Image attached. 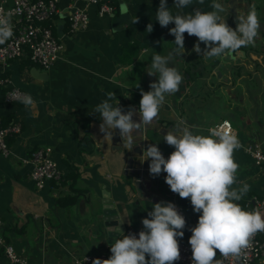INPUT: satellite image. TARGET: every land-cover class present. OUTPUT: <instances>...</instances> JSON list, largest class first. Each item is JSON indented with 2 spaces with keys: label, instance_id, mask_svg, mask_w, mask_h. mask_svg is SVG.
<instances>
[{
  "label": "crops",
  "instance_id": "1",
  "mask_svg": "<svg viewBox=\"0 0 264 264\" xmlns=\"http://www.w3.org/2000/svg\"><path fill=\"white\" fill-rule=\"evenodd\" d=\"M103 1L112 4L116 14L120 1L125 2L132 10L131 21L116 29L111 12L99 14L98 5L90 3L85 5L87 26L69 34L67 16L72 8L84 6L85 0H60L59 11L51 20L55 32L59 14L66 16L59 38L62 48L53 64L43 68L24 54L0 65V77L35 101L32 107L18 100L6 101L8 87L0 84L1 123L19 121L21 125L18 133L8 136L9 153L0 152V217L5 240L28 264H69L76 255L109 249L112 243L101 225L102 201L113 204L124 229L142 225L158 202H176L188 212L182 231L198 223L200 213L194 211L190 198H180L170 190L165 182L167 173L162 172L164 179L160 177L157 192L156 186L142 189L141 174H136L134 168L140 157L133 155L127 168V154L112 140L118 129L104 136L100 131L102 120L95 112L108 93L116 97L110 102L116 106L119 100L125 112L134 104L140 106L141 89L149 91L150 83L157 79L147 73L151 57L155 53L167 55L176 47L175 37L169 33L175 25H159L156 10L160 0ZM219 2L225 7L221 13L224 19L230 4L237 14L244 13L243 0ZM212 3L213 0H203L202 4L193 0L191 5L177 8L174 0H167L173 15H186L194 9L212 11ZM3 5L10 8L12 0ZM250 7L255 8L261 26L254 45L242 47L248 57H243L239 49V54L232 57L205 58L193 51L198 38L184 34L185 52L175 56L169 65L178 69L183 80L176 93L166 96L158 122L152 125L159 124L163 132L161 139L167 146L163 156L167 159L166 155L169 157L175 149L163 136L177 126L173 127L166 116L176 114L183 127L202 135H208V128L222 118L233 120L241 143L234 152L239 168L233 187L243 183L251 186L237 203L248 211L259 209L264 215V208L256 204L264 195V176L243 150L248 142L264 148V0H253ZM150 23L153 31L148 33ZM200 47L203 50L205 45L200 43ZM252 93L261 95L255 111L247 101ZM43 146L51 147L52 158L62 173L60 179L37 188L29 177L31 156ZM59 196H65L68 202L74 198L71 204L58 205ZM0 264H10L1 248ZM252 264H264V260Z\"/></svg>",
  "mask_w": 264,
  "mask_h": 264
},
{
  "label": "clouds",
  "instance_id": "2",
  "mask_svg": "<svg viewBox=\"0 0 264 264\" xmlns=\"http://www.w3.org/2000/svg\"><path fill=\"white\" fill-rule=\"evenodd\" d=\"M192 2L174 0L173 5L184 8ZM199 2L202 4L203 0ZM211 8L213 10L208 12L194 9L186 15H173L167 0H160L156 20L161 27L174 23L169 33L175 37L176 47L167 55L155 53L151 57L147 73L157 79L150 83L149 91L141 89L139 122L133 120L135 109L130 107L125 112L119 100L116 106L110 102L116 99L113 93H108L107 98L96 106L104 136L111 135L110 130L119 129L123 141L126 137L129 145L145 139L143 129L153 124L166 96L176 93L183 80L178 69L169 65L175 56L185 52V33L198 38L193 51L205 58L220 57L225 53L231 55L242 47L254 45L261 26L254 7L246 13H238L235 29L221 16L225 7L219 0H213ZM14 15V10L0 9V45L14 35ZM146 30L148 33L153 31L151 23ZM200 43L205 45L203 50ZM11 99L25 107L35 104L28 93L14 92ZM163 137L175 149L169 157L165 159L156 144H151L143 151L140 161L150 159L149 172L153 177L162 171L167 173L165 182L170 190L180 198H190L194 211L200 213L189 239L193 264H222L215 259L217 250L225 258H239L243 250L250 247L252 237L257 232H264V215L259 209L248 211L237 203L251 188L247 183L233 187L239 168L234 152L241 147L237 133L225 122L209 129L208 135L194 134L188 127L178 125L175 131H167ZM142 225L138 238L134 233L124 234L119 227L109 228V233L115 234L111 256L103 260L95 258L92 264H174L180 259L177 237H183L186 220L174 203H155Z\"/></svg>",
  "mask_w": 264,
  "mask_h": 264
},
{
  "label": "built area",
  "instance_id": "3",
  "mask_svg": "<svg viewBox=\"0 0 264 264\" xmlns=\"http://www.w3.org/2000/svg\"><path fill=\"white\" fill-rule=\"evenodd\" d=\"M6 0H0V9L5 11L14 10L12 23L14 25V35L5 44L0 45V65H4L13 58H18L27 54L29 58L43 68H49L57 59L62 43L56 35L52 18L59 11L60 0H12L10 8L5 9L3 3ZM95 3L98 5V13H109L113 11V5L103 0H85L84 6L72 8L67 16V31L73 34L76 31L87 26L89 15L85 5ZM0 84L7 86L5 100L13 101L11 94L18 92L24 94V90L19 87L9 86L6 78L0 77ZM227 122L232 130H235L231 119L222 118L217 123L208 128L222 126ZM21 129L19 121H12L8 124H2L0 120V152L4 155L9 153L8 136L18 133ZM243 150L249 154L264 176V148L256 143L248 142L243 145ZM51 147L43 146L32 152V167L29 177L35 187L41 188L49 180H58L61 178V170L56 161L52 158ZM178 212L188 217V212L178 203L174 202ZM257 206L264 208V195L257 200ZM143 230V225L126 227L122 232L124 234L134 233L137 235ZM257 232L251 239L250 247L244 249L239 258L223 257L217 250L216 258L222 261V264H252L255 261L264 260V233L262 236ZM115 241L113 242V244ZM180 249V259L174 264H193L192 250L190 244L178 242ZM111 247V246H110ZM0 248L6 255L10 264H28L27 259L19 254L13 246L5 240L4 222L0 217ZM111 255L110 248L95 254L76 255L69 264H92L93 259H108Z\"/></svg>",
  "mask_w": 264,
  "mask_h": 264
},
{
  "label": "water",
  "instance_id": "4",
  "mask_svg": "<svg viewBox=\"0 0 264 264\" xmlns=\"http://www.w3.org/2000/svg\"><path fill=\"white\" fill-rule=\"evenodd\" d=\"M245 2V10L244 13H246L250 9V5L253 2V0H243ZM120 11L118 14L111 12V22L113 25H115L119 29L124 24L129 23L131 21V15L132 10L131 8L125 4V2L120 1ZM225 20L229 27L235 29L238 24L237 20V12L233 8V5L230 4V7L228 9V12L225 14ZM59 18L56 21V35L60 38L63 35V24L65 22V13H60ZM243 53V57H248L247 51L244 48L240 49ZM233 54H239V50L237 53ZM225 57H232L231 55H228L227 53L224 54ZM133 109H135V114L133 115V120L136 122L140 121V115H139V106L137 104H134ZM160 117V114H158L157 118L153 121V123H157L158 119ZM167 119L171 120L173 122V127H176L178 125L182 126L178 120V116L176 114H173L171 116H166ZM163 132L160 131L159 124L157 127L150 125L143 129V136L144 140H139L137 142H134V144L129 145L127 143V138H124V141L122 137L120 136L119 129L116 130L112 135L113 142H118L121 150H123L124 153L127 154L126 160L129 161L128 164L126 162V167H130L131 157L133 155H136V157H141L143 155V151L146 150V148L151 144H156V146L160 149V151L163 154L164 149L167 148V146L164 144V142L161 139ZM151 141V142H150ZM151 143V144H150ZM164 155V154H163ZM168 158V156L166 155ZM149 160H145L143 163L141 161L137 162L134 165L136 174H141L140 178V185L143 190L147 188H151L152 186H156L155 192L158 191V181L160 180V177L164 179L163 171L160 173L159 176L153 177L150 175L149 172ZM165 173V172H164ZM143 174V175H142ZM137 179V178H136ZM134 184V182H133ZM101 225L105 229L106 233L108 234V241L109 244L115 241V234L109 233V228L111 227H119L121 231L124 230V225L122 222V219L120 218L119 214L117 213L116 208L113 206V204L110 201H102V215H101Z\"/></svg>",
  "mask_w": 264,
  "mask_h": 264
},
{
  "label": "trees",
  "instance_id": "5",
  "mask_svg": "<svg viewBox=\"0 0 264 264\" xmlns=\"http://www.w3.org/2000/svg\"><path fill=\"white\" fill-rule=\"evenodd\" d=\"M65 196H59L57 198V204L58 205H67V204H71L72 203V200L74 198V196H72V199L68 202V200L66 198H64ZM193 228L192 226V223L189 227H187L185 230H183L184 232V235L183 237H177V240H179L178 242H184V243H187L189 244V239L192 235V232H191V229ZM259 236H262L261 233H258Z\"/></svg>",
  "mask_w": 264,
  "mask_h": 264
},
{
  "label": "rangeland",
  "instance_id": "6",
  "mask_svg": "<svg viewBox=\"0 0 264 264\" xmlns=\"http://www.w3.org/2000/svg\"><path fill=\"white\" fill-rule=\"evenodd\" d=\"M260 97H261V95H258V93H252L251 96L250 95L247 96L248 104L251 105V109L253 111L259 109V107H258V100H259ZM263 97H264V95H263ZM261 107H263V113H262V115L264 116V106H263V104L261 105ZM248 110H249V108L246 107L245 108V111L247 112ZM232 114H234V110L232 111ZM231 121H232L233 125H235L234 122H233V120H231ZM236 124H238L239 126L241 125V123H239V121H237ZM241 127L242 126H240V128Z\"/></svg>",
  "mask_w": 264,
  "mask_h": 264
}]
</instances>
